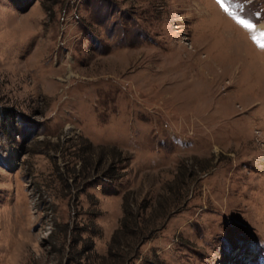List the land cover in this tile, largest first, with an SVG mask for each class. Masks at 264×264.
<instances>
[{
    "label": "rangeland",
    "instance_id": "obj_1",
    "mask_svg": "<svg viewBox=\"0 0 264 264\" xmlns=\"http://www.w3.org/2000/svg\"><path fill=\"white\" fill-rule=\"evenodd\" d=\"M225 4L0 0V264H264V0Z\"/></svg>",
    "mask_w": 264,
    "mask_h": 264
},
{
    "label": "snow or ice",
    "instance_id": "obj_2",
    "mask_svg": "<svg viewBox=\"0 0 264 264\" xmlns=\"http://www.w3.org/2000/svg\"><path fill=\"white\" fill-rule=\"evenodd\" d=\"M217 2L220 4V6H221L222 8H224V10H225L226 12L229 11V8H228V7L226 6V4H225V0H217ZM229 14L232 15L231 12H229ZM238 22L241 23L245 28L252 29V28L255 27L253 24L248 23V22H246V21L243 20V19H240ZM253 39L255 40L256 37H253ZM258 43H259V41H258ZM259 46H260L261 48H264V43H260Z\"/></svg>",
    "mask_w": 264,
    "mask_h": 264
},
{
    "label": "trees",
    "instance_id": "obj_3",
    "mask_svg": "<svg viewBox=\"0 0 264 264\" xmlns=\"http://www.w3.org/2000/svg\"><path fill=\"white\" fill-rule=\"evenodd\" d=\"M123 228H122V230L121 229H119V231H118V233H121V232H124L125 233V231H126V227H127V216L123 219ZM124 226H126L125 228H124ZM117 233V234H118ZM117 240V235L115 234V236H114V238H113V240H112V244H111V246H110V252H109V255L111 256L112 255V252L114 251V248H116L117 246V244H115V242H117L116 241ZM116 254V253H115Z\"/></svg>",
    "mask_w": 264,
    "mask_h": 264
}]
</instances>
